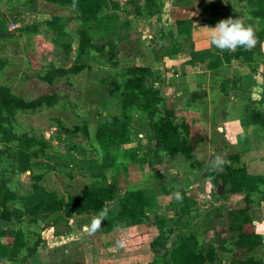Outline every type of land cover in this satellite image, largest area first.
<instances>
[{
    "label": "rangeland",
    "instance_id": "obj_1",
    "mask_svg": "<svg viewBox=\"0 0 264 264\" xmlns=\"http://www.w3.org/2000/svg\"><path fill=\"white\" fill-rule=\"evenodd\" d=\"M213 1L218 5L225 1L228 7L235 5L232 0ZM68 13L67 8L56 7L43 0H0V29L3 25L8 33L14 32L0 37V85L10 88L14 95L25 100L51 92L56 93L58 99L52 107L17 113L10 119L12 132H26L51 141L47 157L40 159L38 164H34L35 160L31 162L34 172L41 176L40 185L66 198L79 193L83 187L96 183L100 173L107 174L117 186L119 194L124 191L144 194L148 203L145 208L148 216L145 226L150 229L152 238L156 231L151 222L155 218L175 220L179 217V199H176L174 193L183 189L195 198V207L189 216L181 219L168 246L171 247L181 238L193 236L191 240L195 243V248L201 243H213L221 264H235L239 252L224 253L221 243L230 236L226 228V213L240 205L241 195L230 196L227 189L213 187L203 179L202 170L193 161L220 169V162L226 154L238 152L243 154L246 165L252 171H260L264 162L253 161L257 157L264 158V130L251 129V134L248 137L243 134L240 140L225 135L227 132L224 129L220 130L222 120L228 119L226 115H245L248 109L244 110V107L248 105H242L241 111L233 107L231 112L226 108L227 102L223 107L218 102L204 108V103H208L210 99L208 92V98L201 97L202 101L199 103L193 94L188 97L185 91L165 84L160 91L164 98L163 106L177 109L179 119L190 124L189 138L194 148L191 160H185L181 156H162L159 161L155 160L151 153L154 148L153 139L148 132L144 114L134 110L128 111L132 121L126 136L127 142L118 148L111 147L109 156H105L96 144L95 132L99 125L108 122V118L121 116V98L119 94H109L108 83L112 78L119 79L124 67L131 64L148 67L151 58L161 53V24L132 18L127 22L114 23L110 31L118 40L116 71L93 56L88 69L76 75L55 78L50 85L39 77L51 67L67 69L76 58V22L67 20ZM162 13L161 10L160 14ZM52 15L60 18L59 24L63 23V34H58L46 24ZM28 26H36L37 30H21ZM63 43L70 44L69 51H65ZM155 51H159V54ZM180 63L181 61L176 68ZM152 69L162 77V70ZM219 74L224 77L235 75L232 70L227 72L226 69ZM209 77L211 74L200 78L199 84L208 86ZM195 92L197 93V89ZM230 95L232 94L228 95V100ZM254 95L258 96L256 106H259V112L263 111L264 114L263 85ZM176 97H180L179 102ZM191 97L195 101L190 104ZM56 120L69 131L74 126L79 127V130L70 133L62 131ZM56 137L61 141L56 140ZM258 148L260 149L255 151ZM8 180V186L17 196L24 199L30 193L32 181L28 173L9 177ZM20 203L21 200L18 199V204ZM106 207L105 217H108L115 212L116 203H108ZM260 207L264 209V204ZM94 217L96 216L73 217L66 223L62 219V222L43 231L42 221L34 226L27 216L10 223L0 220V228L20 227L28 246L37 234L44 237V243L39 245L35 253V262L30 257L25 258L23 263L7 262L3 260L6 250L0 247V264H149L160 258L162 251H153L146 245L142 250L132 242L129 244L131 247L123 246L122 240L126 238L128 231L124 228L102 238H94V233L99 230L94 227ZM259 255L264 259V251L259 252Z\"/></svg>",
    "mask_w": 264,
    "mask_h": 264
},
{
    "label": "trees",
    "instance_id": "obj_2",
    "mask_svg": "<svg viewBox=\"0 0 264 264\" xmlns=\"http://www.w3.org/2000/svg\"><path fill=\"white\" fill-rule=\"evenodd\" d=\"M56 7H65L69 10L67 20L76 22L75 41L76 58L67 69L51 67L39 78L47 84H52L55 78L65 75H76L88 69L97 56L108 65L112 71L118 67V40L111 35V26L114 23L133 20L159 23V37L162 41L161 48L164 54L181 59L178 72H184L187 66L195 63L203 65L211 74L210 82L206 88L199 87L197 93H192L201 103V97L210 99L204 103V108L214 106L220 102L221 107L228 102V95L243 88L241 74L232 77L220 76V71L231 64L237 68L247 66L254 70L255 65L264 61V0H232L242 8L247 17L251 18L256 29L254 35L256 43L249 48L239 47L234 51L214 49L215 56L205 60L200 54L187 51L184 40L190 37L192 20L176 19L172 25L162 23L160 20L163 0H43ZM206 20L213 17L219 19L225 11L219 8L213 0H197ZM143 18V19H142ZM60 18L52 15L46 24L53 27L59 34H63V23ZM21 30L35 32L36 26L23 27ZM8 31L2 25L0 37L6 36ZM65 51L70 50V44L63 43ZM90 63V65H89ZM119 79L112 78L108 85L110 95L119 94L121 116L108 118V122L99 125L95 132V141L100 151L109 156L111 147L118 148L127 142V134L131 127L129 110L139 111L144 114L148 132L152 136L154 148L152 155L159 161L162 156H181L191 160L194 148L190 141V124L184 119H179L177 109L163 106L164 98L160 91L163 78L160 73L144 65H128L123 68ZM264 94V84H263ZM191 97L190 104L195 101ZM54 92L41 94L34 99L25 100L14 95L10 88L0 85V220L10 223L12 220L28 217L30 224H44L41 231L62 222L66 223L73 217L83 215L98 216L107 209L108 203H116L114 213L104 218L99 230L93 237L102 238L115 230L124 228L127 236L122 240V245L129 246L130 242L137 245L139 250L145 245L151 250H160L162 254L157 261L149 264H221L215 251V245L210 242L201 243L195 248L191 240L193 236L181 238L168 246L170 237L183 217L191 214L195 207V198L189 196L183 189L179 191L178 203L179 217L175 220L157 217L151 225L156 233L151 237V231L145 225L148 216L145 208L148 203L142 192L132 193L124 191L119 194L117 186L107 174L100 173L98 181L90 186H85L75 194L62 198L56 192L47 190L40 185V174L34 172V164L47 157V149L51 141L37 138L26 132L14 133L10 127V119L14 114L33 111L41 107H52L57 102ZM264 101V95H263ZM259 106L248 109L246 118L252 130H264V114L259 112ZM58 128L67 133L76 132L79 127L74 126L71 131L55 121ZM148 133V134H149ZM56 140L61 141L58 137ZM260 148L256 149L258 151ZM249 152V151H248ZM255 159V158H254ZM255 163H263V157H257ZM202 170L201 176L213 187L227 189V194L241 195V203L229 209L227 216V231L230 236L223 239L221 248L224 253L231 254L238 251L235 264H264L259 252L264 251L262 237L255 232L250 210L260 207L264 202V163L260 171H252L244 161L243 154L231 152L226 154L220 162V169L216 166H206L204 163L193 161ZM33 164V165H34ZM260 165V166H261ZM101 170V169H100ZM28 173L32 181L30 193L23 199L8 186L9 177ZM227 197H225L226 199ZM18 199L21 203L18 204ZM44 237L37 234L30 246L24 239L20 227L13 229L0 228V247L4 248L3 260L12 263H23L25 258L34 260L35 253Z\"/></svg>",
    "mask_w": 264,
    "mask_h": 264
},
{
    "label": "crops",
    "instance_id": "obj_3",
    "mask_svg": "<svg viewBox=\"0 0 264 264\" xmlns=\"http://www.w3.org/2000/svg\"><path fill=\"white\" fill-rule=\"evenodd\" d=\"M223 2L224 3L220 5H218L216 2L218 7L224 9L225 11V15L223 16V18L219 17V19H216L215 17H213L210 20H206L202 14L200 4L197 3V0H164L162 9L163 13L161 14L160 20L162 23L169 25H172L176 19L183 18L192 20L193 27L190 37L184 40L185 49L187 51L198 53L205 60H209L215 56V52L214 48L210 47L208 44V29L206 28V26L212 27L219 20L232 17L238 18L245 25L251 26L253 32L256 29L255 22L251 18L246 16L242 8L238 7L236 4L228 7L227 3H225V1ZM262 50H264V44L262 45ZM156 52L157 54H159V51H155V53ZM160 52L161 53L159 55H154L151 58L150 65L148 67L151 69L154 68L163 71L162 87H165V84H169L168 87H173L174 85L176 89L185 91L188 97L190 96V94L196 93L195 91L199 87H207L205 84H199L201 81L200 78L204 77L205 75H210V73L205 70L203 65L195 63L191 66H187L184 72H178L179 67L176 68V66L178 65V62L181 61L180 58L168 54L165 55L162 48L160 49ZM224 69H226L227 72H229V70H232L235 75L241 74L243 76V88L235 92H231L232 95H230V99L227 102V110L231 112V109L235 107L236 109H239L241 111V106H246V104L248 105V107H244V110L251 108L253 104L256 106V98H258V96L254 94H256L257 90L259 91V87L264 84V61H260L259 63H257L253 71L250 70L247 66L237 68L234 64H231L227 67L225 66L223 70ZM233 75H231L230 77H232ZM202 83H204V81ZM179 98L176 97L178 102L180 101ZM262 109H264L263 101ZM226 116L228 117L227 120L224 119L222 120V122L219 121V123L221 122L220 130L224 129V131L227 132L225 133V135L227 134L240 140V137L243 136V134H245L244 136L246 137L251 134L252 128H250V123L246 118V114L235 115L233 113V115ZM219 117L222 118L221 115H219ZM249 214L251 216L255 232L262 237V241L264 242V209L261 207L254 208L250 210Z\"/></svg>",
    "mask_w": 264,
    "mask_h": 264
},
{
    "label": "clouds",
    "instance_id": "obj_4",
    "mask_svg": "<svg viewBox=\"0 0 264 264\" xmlns=\"http://www.w3.org/2000/svg\"><path fill=\"white\" fill-rule=\"evenodd\" d=\"M207 41L210 47L218 50L234 51L239 47L249 48L255 45L256 38L253 29L245 25L238 18L221 19L212 27H207ZM176 199H180V193H174ZM107 215V209L94 217V227L99 228Z\"/></svg>",
    "mask_w": 264,
    "mask_h": 264
},
{
    "label": "water",
    "instance_id": "obj_5",
    "mask_svg": "<svg viewBox=\"0 0 264 264\" xmlns=\"http://www.w3.org/2000/svg\"><path fill=\"white\" fill-rule=\"evenodd\" d=\"M14 32L12 31V32H9L8 34H13Z\"/></svg>",
    "mask_w": 264,
    "mask_h": 264
}]
</instances>
